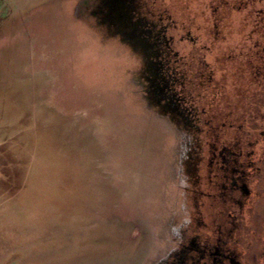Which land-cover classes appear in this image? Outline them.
Wrapping results in <instances>:
<instances>
[{"label":"rangeland","instance_id":"rangeland-1","mask_svg":"<svg viewBox=\"0 0 264 264\" xmlns=\"http://www.w3.org/2000/svg\"><path fill=\"white\" fill-rule=\"evenodd\" d=\"M68 2L0 0V264H144L169 139Z\"/></svg>","mask_w":264,"mask_h":264},{"label":"flooded vegetation","instance_id":"flooded-vegetation-1","mask_svg":"<svg viewBox=\"0 0 264 264\" xmlns=\"http://www.w3.org/2000/svg\"><path fill=\"white\" fill-rule=\"evenodd\" d=\"M66 4L169 139V208L144 264H264V0Z\"/></svg>","mask_w":264,"mask_h":264}]
</instances>
